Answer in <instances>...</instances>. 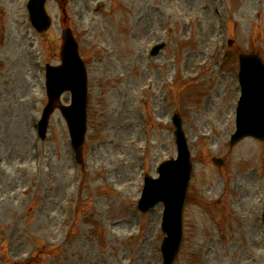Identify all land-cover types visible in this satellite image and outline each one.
<instances>
[{"label":"rangeland","instance_id":"obj_1","mask_svg":"<svg viewBox=\"0 0 264 264\" xmlns=\"http://www.w3.org/2000/svg\"><path fill=\"white\" fill-rule=\"evenodd\" d=\"M26 2L0 0V264H163V206L143 212L137 199L144 175L176 155L175 110L195 164L175 264H264V140L231 145L234 102L223 101L238 54L264 59V0H47L40 33ZM66 26L89 78L78 167L58 109L44 138L36 126Z\"/></svg>","mask_w":264,"mask_h":264},{"label":"water","instance_id":"obj_2","mask_svg":"<svg viewBox=\"0 0 264 264\" xmlns=\"http://www.w3.org/2000/svg\"><path fill=\"white\" fill-rule=\"evenodd\" d=\"M44 1L45 0H31L29 4L34 23L39 28L47 26V20L49 21L44 11ZM64 39L65 43L62 50L64 63L61 67L50 68V72H48V92L51 98V103L46 110L45 115L47 118L53 108V105H55L57 99L59 98L60 93L65 89H71L73 94V103L70 107L64 108V112L69 117L72 135L75 137L76 141H78L77 144L80 148L85 129L87 106L86 71L78 55L77 44L73 39L70 29L65 31ZM254 63L257 62L247 58L243 59L244 68L246 64H253L255 67L252 69V72H261L264 85L262 67L260 64L257 65ZM248 75H250V73H248ZM253 121V124H245L241 131L237 133V137L248 133L262 135L264 131V111H259L256 116H253ZM241 122L244 123L243 118L241 119ZM177 166L184 171L181 178L176 177V180L164 183L163 180L167 176V172L162 171L160 178L150 180V182H148L149 185H147V191L145 194V199H148L149 201L148 205H153L161 199L166 200L167 214L164 217V229L169 233L168 239L164 245L167 258L166 261H170L172 255L174 257L177 253L181 239L182 210L187 191V180L189 178V171L187 172L188 159L186 153H184L177 162Z\"/></svg>","mask_w":264,"mask_h":264}]
</instances>
